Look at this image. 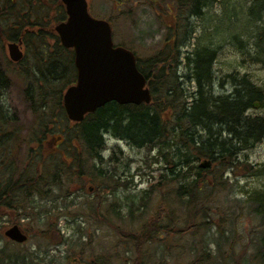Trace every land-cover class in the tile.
I'll return each mask as SVG.
<instances>
[{
  "label": "rangeland",
  "instance_id": "rangeland-1",
  "mask_svg": "<svg viewBox=\"0 0 264 264\" xmlns=\"http://www.w3.org/2000/svg\"><path fill=\"white\" fill-rule=\"evenodd\" d=\"M88 1L92 16L109 17L115 44L131 47L142 57L150 55L162 45L166 34V27L159 16L164 7L163 0ZM247 2L214 0L212 6L207 5L202 9V16H189L191 33L181 49L178 72L187 73L186 52H191L197 46L211 45L216 49L217 57L213 65L215 78L211 87L214 96L232 92V77L238 81L246 76L264 89V55L252 47L257 27L261 23L248 19ZM56 6V3L49 5L48 19H55L61 12L60 7L52 9ZM56 23L58 21L52 25ZM234 34L239 35L238 43L244 41L245 47L235 42ZM7 42L0 47V60H3L9 78L7 87L2 90V102L16 120L12 122L15 127H8L9 130L18 131L13 135L10 132V139L19 136L21 139L17 145L18 154L11 157L10 161H14V167L18 170L22 167L27 170L26 154L35 145L32 141L40 137L38 134L30 137L39 117L30 108L25 95L28 80L24 69H30L33 46L24 45L21 63H8ZM194 86V82L185 79V90L193 91ZM249 111L264 115V100L262 106ZM55 120L58 123L62 118ZM57 127L59 129L54 135L51 138L46 135L42 143L46 146L49 142L52 147L51 155L45 161L50 169L54 167L50 162L57 163L66 156L65 149L58 146L54 148V138L66 141L67 127H75V124L68 120ZM104 137L105 146L100 159L93 162L82 158V173L86 174L80 179H66L61 175L62 186L52 188L50 197H34L30 201L28 217H19L16 208L2 212L0 250H5L0 252V264H189L201 249L214 257L208 264H250L244 261V256L245 253H251L249 243L260 217L249 211V205L252 204L250 200L261 199L264 195V136L252 147L239 152V160L233 169L228 167L220 173L224 167L216 164L208 172L207 177L214 178L218 185V188L205 190L211 206L209 218L212 224L181 235H171L161 240L157 238L155 242L142 245L143 242L140 250L124 243L121 237L127 232H141L142 224L150 218L158 217V225H165L173 217L176 224L183 225L184 208L179 206L173 186H164L161 190L151 189L160 174L166 171V163L160 153L148 147L132 145L111 133H106ZM74 142L79 144L78 141ZM45 154L49 155L48 151ZM71 159L68 157L65 163H70ZM7 164L11 163H3L0 169H4ZM97 168H101L106 176L115 175L119 183L106 181L105 177L96 173ZM220 182L223 184L219 187ZM69 188L70 192L67 193ZM28 201L29 198H26L19 205H27ZM114 201L119 204L117 211H120L121 218L114 213H107L108 206ZM100 202L101 213H94ZM143 202L145 205H142ZM101 214L105 215L106 220ZM15 221L30 235L24 244L10 242L4 234ZM49 224H52L51 230L47 227ZM257 232L260 235L259 229ZM156 236H162V233ZM83 242L86 244L83 245ZM82 245L83 249L80 250ZM245 247L247 249L244 250ZM23 252H29L31 256L23 259L20 257Z\"/></svg>",
  "mask_w": 264,
  "mask_h": 264
},
{
  "label": "trees",
  "instance_id": "trees-1",
  "mask_svg": "<svg viewBox=\"0 0 264 264\" xmlns=\"http://www.w3.org/2000/svg\"><path fill=\"white\" fill-rule=\"evenodd\" d=\"M213 1L163 0L164 7L159 14L166 27L163 43L150 55L137 57L138 67L147 78L153 93L152 101L139 105L110 101L94 113L87 114L83 121L74 122L75 127H67V138L61 146L65 149L66 157L72 159L70 163H65V158L57 163L50 162L54 165L51 170L50 165L45 163L46 158L51 155L50 146L42 143L46 135L50 138L54 135L59 129L57 125H62L63 121L67 123L63 92L76 80L74 51L61 44L52 25L55 21L66 18L65 7L60 0H0V47L7 41H22L24 45L33 46L30 69H24L28 80L25 95L30 108L39 117L30 137L40 135L32 141L35 145L26 154L33 159L27 162V170L23 167L19 170L15 168L14 161L10 159L18 154L16 150L21 139L20 136L13 139L9 136L10 132L13 135L18 131L8 128L15 127L12 122L16 120L2 102V90L7 87L9 78L3 60H0V165L11 163L0 169V215L8 208H16L19 217H28L30 201L34 197H50L52 188L62 186L61 175L66 179H80L86 174L82 173V158L93 162L100 158L105 144L104 133H111L132 145L148 147L161 154L166 163V171L160 174L151 189L161 190L164 186H173L178 204L184 208L185 213L183 225L176 224L173 217L165 225H158V217L147 219L142 224L141 232H127L121 237L124 243L132 244L140 250L143 242L142 245L155 242L157 238L161 240L163 237L181 235L212 224L209 218L211 206L205 190L218 188V185L214 178L207 177L208 172L216 164L224 167L220 173L228 167L233 169L239 160V152L252 147L264 136V115L249 111L262 106L264 89L260 85L252 83L246 76L238 81L232 77V92L212 95L211 87L215 78L213 65L217 58L214 47L197 46L191 52H186L184 58L187 73L178 72L182 46L189 40L191 33L189 16H202V9L207 5L212 6ZM55 3L57 6L52 9L60 7L61 12L55 19H48V7ZM247 3L248 19L261 23L257 27L252 47H256L264 55V0H248ZM233 39L240 47L246 46L244 41L238 43V34H234ZM6 60L12 63L7 57ZM185 79L194 82L193 91L184 89ZM58 117L62 120L56 123L55 118ZM46 151L49 155L45 154ZM202 158L212 159L213 165L208 168L200 167L199 161ZM40 162L42 166L39 168ZM96 173L105 177L106 181L119 183L115 175L106 176L101 168H97ZM222 184L220 182L219 187ZM66 192H70V188ZM26 198H29L27 205H19ZM250 202L252 204L249 205V211L260 217V222L249 243L251 253L244 251V261L264 264V195L261 199ZM101 204L102 202L97 204L94 213H101ZM117 207L119 204L112 202L107 213H114L121 218ZM130 214L134 216L133 209ZM101 216L106 220L104 214ZM51 226L49 224L48 229L51 230ZM159 232L162 236H156ZM4 250L5 248L0 252ZM200 251L189 264H208L214 258L207 250ZM26 256L31 255L29 252L20 255L23 259Z\"/></svg>",
  "mask_w": 264,
  "mask_h": 264
},
{
  "label": "water",
  "instance_id": "water-1",
  "mask_svg": "<svg viewBox=\"0 0 264 264\" xmlns=\"http://www.w3.org/2000/svg\"><path fill=\"white\" fill-rule=\"evenodd\" d=\"M67 19L56 24L62 44L74 50L77 69L76 82L64 93V107L68 117L81 121L85 114L94 112L107 102L122 104L150 102L152 94L145 75L139 70L135 53L122 45H114L111 23L91 15L88 0H61ZM8 55L19 61L23 51L19 43L9 42ZM203 168L212 165L202 159ZM5 235L17 242L27 240V233L13 224Z\"/></svg>",
  "mask_w": 264,
  "mask_h": 264
},
{
  "label": "bare ground",
  "instance_id": "bare-ground-1",
  "mask_svg": "<svg viewBox=\"0 0 264 264\" xmlns=\"http://www.w3.org/2000/svg\"><path fill=\"white\" fill-rule=\"evenodd\" d=\"M18 43H19V45H20V47H21V50L23 51V57L21 58V60L24 58V53H25V51H24V44L22 43V41H18ZM8 58H9V60L13 63V62H17V61H13V60H11L10 59V57L8 56ZM76 77H77V69H76ZM28 161H33V159L31 160V158H29L28 157ZM29 166V165H28ZM42 166V163L40 162L39 163V168ZM6 171V170H5Z\"/></svg>",
  "mask_w": 264,
  "mask_h": 264
},
{
  "label": "flooded vegetation",
  "instance_id": "flooded-vegetation-1",
  "mask_svg": "<svg viewBox=\"0 0 264 264\" xmlns=\"http://www.w3.org/2000/svg\"><path fill=\"white\" fill-rule=\"evenodd\" d=\"M56 139L57 138H54V140H53L55 142V146H58V145L61 146L63 144V141L62 140L61 141H57ZM10 183H12V182H10Z\"/></svg>",
  "mask_w": 264,
  "mask_h": 264
}]
</instances>
